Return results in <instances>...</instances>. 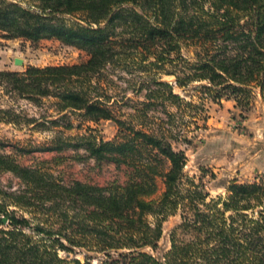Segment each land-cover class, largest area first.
Returning a JSON list of instances; mask_svg holds the SVG:
<instances>
[{
    "label": "trees",
    "instance_id": "trees-1",
    "mask_svg": "<svg viewBox=\"0 0 264 264\" xmlns=\"http://www.w3.org/2000/svg\"><path fill=\"white\" fill-rule=\"evenodd\" d=\"M29 6L0 0L4 39H55L84 50L72 65L0 70V123L72 128L70 115L86 122L112 120L111 140L92 128L65 137L56 134L39 149H81L95 162L127 169L123 184L73 180L25 166L0 152V171L20 187L0 185V264H264V177L232 181L226 194L209 198L184 171L187 156L174 143L187 141L182 129L198 128L204 104L185 100L174 88L194 82L201 100L231 98L240 108L258 94L264 102V0H31ZM193 45L192 60L181 54ZM136 77L143 100L125 119L114 114L112 97L100 84L106 69ZM171 76L172 80H162ZM54 99L55 118L40 122L21 114L16 101L40 104ZM163 116H158L157 113ZM189 120H185V117ZM0 147L5 145L0 141ZM21 153L19 146L13 147ZM157 199H150L159 190ZM180 212L178 229L190 234L160 260L155 250L162 224ZM84 253V261L60 252Z\"/></svg>",
    "mask_w": 264,
    "mask_h": 264
},
{
    "label": "rangeland",
    "instance_id": "rangeland-1",
    "mask_svg": "<svg viewBox=\"0 0 264 264\" xmlns=\"http://www.w3.org/2000/svg\"><path fill=\"white\" fill-rule=\"evenodd\" d=\"M29 6L31 0H8ZM0 32V70L23 72L28 66L45 67L50 65H72L84 62L88 55L84 50L65 45L55 39H42L30 42L22 38L4 39ZM181 54L192 60L195 54L193 45L183 46ZM14 58L22 59V65H15ZM173 77L163 76L162 80L170 81ZM137 78L120 69H106L100 78L101 86L112 97L114 114L125 119L132 112L130 106L143 100L141 93L133 90ZM194 82L184 89L174 88L175 93L185 100L196 104L203 103L204 111L197 119L198 128L188 124L182 129L187 141L174 143L176 149L183 150L187 156L185 173L194 177L196 182L203 185L209 198L226 194V186L232 181L247 182L264 177V102L258 94L253 95L250 104L243 109L238 107L231 98H222L219 102L208 99L201 100V93ZM54 99H43L40 104H34L25 99L16 101V109L22 115L34 118L40 122L44 119L57 117L53 105ZM0 103L10 105L8 96H2ZM163 116L162 113H157ZM72 128H64L65 122L59 126L46 124L45 127L34 124L11 125L0 123V141L5 147L0 152L15 156L19 163L25 166L37 167L52 173L58 180L69 183L73 180L107 185L112 182L119 184L127 180V169L117 167L110 162H95L86 156L81 149L65 148L61 151H46L39 149L48 146L51 139L58 133L65 137L86 133V127L93 129L98 137L105 140L113 139L118 131L112 120L98 123L86 122L78 115H70ZM189 120V117H185ZM19 146L21 153L13 147ZM0 185L8 190L20 187V181L9 172L0 171ZM159 190L150 199H157L162 191V180L158 179ZM182 219L180 212L169 216L162 224V236L155 250L146 248L145 251L163 260L171 247L172 235L179 241L188 240L190 234L178 229ZM62 257L78 258L84 261V253L77 251L72 254L60 252ZM93 264H100L102 255H94Z\"/></svg>",
    "mask_w": 264,
    "mask_h": 264
},
{
    "label": "water",
    "instance_id": "water-1",
    "mask_svg": "<svg viewBox=\"0 0 264 264\" xmlns=\"http://www.w3.org/2000/svg\"><path fill=\"white\" fill-rule=\"evenodd\" d=\"M22 59H20V58H14V64L15 65H22Z\"/></svg>",
    "mask_w": 264,
    "mask_h": 264
}]
</instances>
